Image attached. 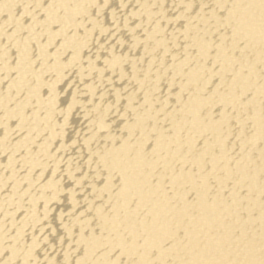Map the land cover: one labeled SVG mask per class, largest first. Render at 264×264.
I'll use <instances>...</instances> for the list:
<instances>
[{
  "label": "bare ground",
  "instance_id": "6f19581e",
  "mask_svg": "<svg viewBox=\"0 0 264 264\" xmlns=\"http://www.w3.org/2000/svg\"><path fill=\"white\" fill-rule=\"evenodd\" d=\"M0 264H264V0H0Z\"/></svg>",
  "mask_w": 264,
  "mask_h": 264
}]
</instances>
